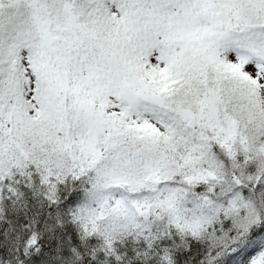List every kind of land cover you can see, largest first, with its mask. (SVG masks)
<instances>
[{
  "label": "snow or ice",
  "instance_id": "snow-or-ice-1",
  "mask_svg": "<svg viewBox=\"0 0 264 264\" xmlns=\"http://www.w3.org/2000/svg\"><path fill=\"white\" fill-rule=\"evenodd\" d=\"M0 264H264V0H0Z\"/></svg>",
  "mask_w": 264,
  "mask_h": 264
}]
</instances>
